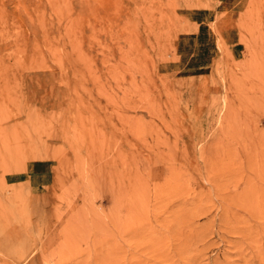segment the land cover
<instances>
[{
  "label": "rangeland",
  "instance_id": "374dc122",
  "mask_svg": "<svg viewBox=\"0 0 264 264\" xmlns=\"http://www.w3.org/2000/svg\"><path fill=\"white\" fill-rule=\"evenodd\" d=\"M222 1L0 0V264H264V0Z\"/></svg>",
  "mask_w": 264,
  "mask_h": 264
},
{
  "label": "crops",
  "instance_id": "0c3cea01",
  "mask_svg": "<svg viewBox=\"0 0 264 264\" xmlns=\"http://www.w3.org/2000/svg\"><path fill=\"white\" fill-rule=\"evenodd\" d=\"M218 3H223L222 0H218ZM198 36L193 38L195 40V45L197 44ZM188 45H190L186 40H179V42L176 45V59L175 62L179 64V67L182 68L184 66H187L193 59V56L195 52L192 51V48H188ZM182 64V65H180Z\"/></svg>",
  "mask_w": 264,
  "mask_h": 264
},
{
  "label": "bare ground",
  "instance_id": "6f19581e",
  "mask_svg": "<svg viewBox=\"0 0 264 264\" xmlns=\"http://www.w3.org/2000/svg\"><path fill=\"white\" fill-rule=\"evenodd\" d=\"M23 189V188H22ZM24 206V205H23ZM23 208V207H22ZM24 209V208H23ZM4 210V209H3ZM13 210V209H12ZM26 211V210H25ZM7 212V210H6ZM13 212V211H12ZM3 213V212H2ZM24 213V212H23ZM25 214V213H24ZM3 217V216H2ZM4 221V219H2ZM5 226V225H4ZM3 228V227H2ZM6 234V233H5ZM6 237V236H5Z\"/></svg>",
  "mask_w": 264,
  "mask_h": 264
}]
</instances>
